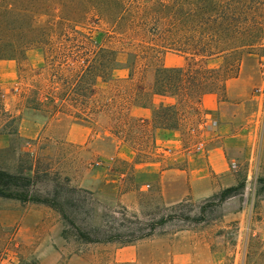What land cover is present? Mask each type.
I'll use <instances>...</instances> for the list:
<instances>
[{
	"label": "rangeland",
	"instance_id": "374dc122",
	"mask_svg": "<svg viewBox=\"0 0 264 264\" xmlns=\"http://www.w3.org/2000/svg\"><path fill=\"white\" fill-rule=\"evenodd\" d=\"M68 1L71 0H18L17 7L26 10L29 16L23 23L25 38L31 40L28 31L32 28H46L43 31L47 35L45 44L50 49L28 47L11 59L0 60V169L31 177L32 188L42 194L50 191L53 181L67 182L71 187L87 191L93 212L76 217L74 222L81 228L110 221L122 241L142 234L151 235L126 245L86 244L73 237L72 229L65 227L54 210L0 199V264H40L39 247L56 242L53 227L58 222L63 245L56 264H182L180 256L185 242L182 232L186 230L203 234L207 244L205 264H264V241L257 234L250 233L247 237V230L241 231V224L246 227L251 214L264 201V194H257V180L261 177L247 180L244 164L239 166L236 175L237 184L244 181L243 190L221 204L210 197L165 205L154 192L135 193L138 188L130 181L127 185L110 182L103 191H92L84 186L83 180L86 175H95L92 171L105 174L108 181L116 180L118 173L127 169L120 167L115 157L122 108L127 103L130 88L140 91L164 54L179 55L189 63L207 62L209 68L222 67L227 79L224 88L218 90L219 98L238 99L245 91L256 94L262 101L260 108H252V111L261 115L264 113V51H235L206 59L196 56L194 53L204 48L214 50L219 42H231L230 37H220L212 24L209 30L186 24L179 31L169 28L166 20L158 22L156 31L150 14L143 16L151 13L156 0H112L101 13L91 9V0H73L82 5L78 7L79 15L70 21L60 15L58 7ZM10 2L0 0V6ZM82 33L96 34L99 43L115 51L117 66L128 68L133 79L127 85L108 84L104 96H97L96 101L88 103L90 108L95 105L93 111L97 112L91 122L79 116L83 121L78 123L92 131L90 146L69 143L66 135L72 121L68 115L70 108L65 104L63 109L60 103L52 102L54 97L58 102L62 93L56 88L65 80L70 81L76 69L43 67L45 56L48 62L54 57L52 61L65 64L71 60L67 56L87 53L89 46ZM165 43L177 45L162 52L158 46ZM178 46L187 50L186 56L172 51L179 49ZM10 71L11 77L3 76ZM237 78L233 92L228 94L226 82ZM179 118V129L184 133L187 127L195 126L197 110L180 111ZM130 138L138 151L137 159L150 161L153 156L150 134L134 133ZM112 186L115 189H111ZM178 205L182 206L172 210ZM36 207H45L46 211L36 212ZM39 217L46 226L35 228ZM160 217L164 224L152 229L153 222ZM196 218L201 220L194 221ZM129 246H138L135 262L129 260L128 251H121Z\"/></svg>",
	"mask_w": 264,
	"mask_h": 264
},
{
	"label": "trees",
	"instance_id": "16d2710c",
	"mask_svg": "<svg viewBox=\"0 0 264 264\" xmlns=\"http://www.w3.org/2000/svg\"><path fill=\"white\" fill-rule=\"evenodd\" d=\"M11 4L0 6V60L11 59L17 52L25 51L28 47L46 46L47 35L37 28L28 31L31 40L25 38L23 23L29 17L23 8L17 7L18 0H11ZM91 0V9L96 13H101L108 8L112 0ZM150 14L156 27L161 20L168 21L169 28L181 31L187 24H195V28L209 30L210 24L214 25L217 34L222 38H229L231 42H220L209 50L204 48L201 52L194 53L202 58H209L213 55L246 51L257 49L264 51V0H156ZM84 4V3H83ZM81 4L73 2H62L59 4V13L63 18L72 20L77 14ZM68 22V21H67ZM208 28H205L207 27ZM51 29V28H49ZM88 42L89 48L84 55L76 54L67 60L65 64L52 61L48 62L45 56L43 67H60L76 69L73 70L71 80H65L56 90L61 93L58 102L55 97L54 104L60 103L63 109L67 104L70 108L68 115L77 119L79 116L95 113V105L90 108L89 102L96 101L98 80L107 82L111 78V72L117 67L114 53L97 40L98 36H88L83 34ZM230 35V36H229ZM177 44H163L158 46L160 51H170L169 46ZM47 49L48 46H46ZM175 51L183 56L187 55V50L182 46ZM43 48V47H42ZM159 51V52H160ZM212 51V52H211ZM247 52V51H246ZM23 53V52H22ZM21 53V54H22ZM185 65L180 68H165L158 65L154 70L152 94L173 97L176 103L172 106H160L153 111V126L156 129L177 130L180 128V111L184 113L187 109L197 110L201 97L207 93H218L220 88H224L227 75L222 67L209 68L207 62L189 63L185 58ZM59 65V66H58ZM56 76V75H55ZM53 76V77H55ZM140 92V91H138ZM94 104V103H93ZM59 105L58 108H61ZM182 106V107H180ZM99 107V106H98ZM97 108V107H96ZM62 113L60 110L58 111ZM58 114V113H57ZM86 119V117H85ZM257 194H264V178L257 180ZM33 180L29 176L21 173H10L0 169V199L17 201L21 204H35L48 207L57 212L66 228L72 229L73 237L86 244H106L120 243L126 245L136 240L149 237L151 234L134 236L129 240L122 241L117 234V229L111 226V222L105 221L100 226L88 225L79 227L74 220L79 214H90L93 208L90 206L89 194L85 190L69 186L67 182L53 181L50 191L42 194L33 188ZM244 188V181L237 185L225 188L213 195L211 199L218 204L223 203L233 197ZM182 205L172 208L178 209ZM189 219V217H187ZM201 219H194L199 221ZM164 224L163 217L153 222L152 229ZM66 231V230H65ZM63 232V236H64Z\"/></svg>",
	"mask_w": 264,
	"mask_h": 264
},
{
	"label": "crops",
	"instance_id": "0c3cea01",
	"mask_svg": "<svg viewBox=\"0 0 264 264\" xmlns=\"http://www.w3.org/2000/svg\"><path fill=\"white\" fill-rule=\"evenodd\" d=\"M159 65L165 68H180L185 65V59L176 54L166 53ZM3 76L11 77L12 71ZM153 76L154 71L143 83L140 92L130 88L127 103L122 108L120 117L122 122L118 128L120 131L118 151L115 157L116 163L127 169L124 172L120 171L116 180L111 181L106 179L105 174H96L92 171L95 175H86L83 179L87 189L103 191L102 188L110 182L127 185L126 182L130 181V184L133 183V186L138 188L135 193L154 192L163 204L174 205L183 200L201 201L225 188L235 186L237 169L241 164L247 166V180L258 176L264 178V113L260 115L252 111V108H260L262 101L260 96L245 91L238 99L231 97L223 99L219 98L218 94L207 93L201 97L197 106L196 124L191 126L196 128V133L191 134L190 127H187L184 133L181 129H156L153 126L154 109L172 106L176 100L173 97L152 94ZM129 81H133L129 69L118 65L112 70L109 81H97L95 85L97 96L106 94L104 89L108 84L127 85ZM237 81L238 78L226 82L228 94L233 92V83ZM95 113L91 112L84 117L91 122ZM70 119L72 121L66 135L69 143L90 146L93 143L91 129L81 126L73 117ZM115 121H118V118ZM201 122L206 125L214 122L215 126L203 129L200 126ZM142 132L150 134L153 151L150 161L137 159L138 151L134 140L130 138L134 133ZM197 140L204 142L203 149H193L187 153L188 148ZM166 149L170 150V153L165 152ZM111 189L115 188L112 186ZM45 209L34 208L36 212H45ZM251 216L246 227L241 224V231L247 230V237L250 233L252 236L257 234L264 241V201L260 202ZM41 219L38 218L34 224L35 228L46 226ZM53 230L56 231L57 240L54 244L47 243L39 247L40 264H56L62 254L61 224L58 222ZM194 231L182 232L185 239L180 256L182 264H205L206 240L203 234ZM121 251H128L130 261L137 260L138 246L123 247Z\"/></svg>",
	"mask_w": 264,
	"mask_h": 264
},
{
	"label": "built area",
	"instance_id": "2783aa9c",
	"mask_svg": "<svg viewBox=\"0 0 264 264\" xmlns=\"http://www.w3.org/2000/svg\"><path fill=\"white\" fill-rule=\"evenodd\" d=\"M200 126L203 128V129H206V128H212L213 126H215V123L213 122V123H211L210 125H206V123H203V122H201L200 123ZM196 131V128H191L190 129V133L191 134H194V133H196L195 132ZM203 147H204V142L202 141V140H197L194 144H192L191 146H190V148H188V150L186 151L187 153H189L190 152V150H200V149H203ZM165 152H167V153H170V150H168V149H166L165 150ZM234 167V166H233Z\"/></svg>",
	"mask_w": 264,
	"mask_h": 264
}]
</instances>
